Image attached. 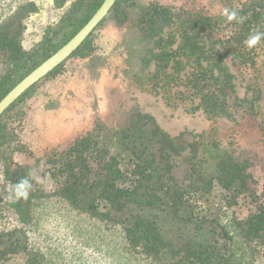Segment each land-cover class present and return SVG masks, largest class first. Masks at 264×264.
<instances>
[{"label":"trees","instance_id":"trees-1","mask_svg":"<svg viewBox=\"0 0 264 264\" xmlns=\"http://www.w3.org/2000/svg\"><path fill=\"white\" fill-rule=\"evenodd\" d=\"M190 1L116 0L65 61L0 115L6 188L0 221L12 223L0 227V264H98L95 252L103 264H264V0H217L220 15L209 12L205 0ZM1 2L0 100L103 0H52L58 10L69 5L29 50L22 36L38 5L25 0L6 9ZM225 9L237 18L229 21ZM106 21L117 33L112 52L102 57L95 40ZM258 33L261 39L249 47V37ZM226 57L243 82L241 95ZM72 64H88L93 76L105 70L113 80L127 76L164 99L196 98L206 117L232 126L221 140L190 132L172 136L153 115L131 109L51 134L46 123L35 126L28 101L40 90L47 110L62 106L61 96L50 93L78 75L68 69ZM84 74L79 77L87 82ZM45 202L59 203L68 232L36 241L31 231Z\"/></svg>","mask_w":264,"mask_h":264},{"label":"rangeland","instance_id":"rangeland-1","mask_svg":"<svg viewBox=\"0 0 264 264\" xmlns=\"http://www.w3.org/2000/svg\"><path fill=\"white\" fill-rule=\"evenodd\" d=\"M1 4L6 9L15 7L25 0H1ZM39 9L26 20L25 30L22 36V45L25 49H32L40 40L41 35L47 25L54 24L58 21L64 10L55 9L52 6V0H33ZM193 0L190 1V3ZM204 2V0H203ZM205 8L209 12L221 14L222 5L217 0H205ZM116 28L108 21L104 22L97 31L96 50L95 53L106 57L112 52L114 34ZM226 62L231 65V70L236 76L237 94L241 95L244 91V85L236 74V70L232 66V61L226 57ZM86 65H74L69 70L73 71L68 81L58 83L56 87H52L51 93L62 100L63 105L57 110L49 109L56 117H70L69 120L59 121L58 118H49L47 115L48 104L43 98L41 91H36V97L30 99L28 109L33 113L32 120L36 121L35 126L41 127L47 125L51 134L58 133V130L72 131L76 124L81 126L89 123L94 116H102L105 121L110 120L118 111H129L131 109H139L144 113L153 115L158 124L172 136L181 132H190L191 134L200 135L201 137H217L220 140L224 138V134L232 126L228 119L219 117L209 119L198 105V99L183 95H173L170 99H164L160 93L148 90L146 86H138L131 79L125 77L124 81H117L110 78L107 70L100 76H93V73ZM260 70L264 73V64L260 66ZM85 71L84 76H88L87 82H83V77L79 74ZM261 73V89L262 98L260 101V109L264 115V74ZM85 79V80H86ZM259 80V81H260ZM49 87V84L47 85ZM47 88V87H46ZM67 92V96L66 93ZM66 98V100H65ZM53 114V113H52ZM52 116V115H51ZM27 122V120L25 121ZM49 122V123H48ZM61 131V132H62ZM186 138L190 139V135L186 134ZM54 144V143H53ZM6 194V188L0 179V195ZM59 203L45 202L36 210V225L31 234L34 239L39 241L47 234L52 236H60L64 232H68L63 225L62 211L59 209ZM72 217H69L71 220ZM59 224V225H58ZM12 223L1 220L0 227L10 228ZM88 235L96 239V234L89 229H85ZM41 236V237H40ZM48 239V236H46ZM104 239V238H102ZM109 244L114 245L116 242V233L109 235ZM96 243V241L91 242ZM95 259L98 264H103L105 258L98 257ZM93 254V252H92ZM93 262V263H95ZM135 264V263H133Z\"/></svg>","mask_w":264,"mask_h":264},{"label":"water","instance_id":"water-1","mask_svg":"<svg viewBox=\"0 0 264 264\" xmlns=\"http://www.w3.org/2000/svg\"><path fill=\"white\" fill-rule=\"evenodd\" d=\"M115 2L116 0H103L91 18L65 44L13 86L0 100V115L26 90L65 61L108 15Z\"/></svg>","mask_w":264,"mask_h":264},{"label":"clouds","instance_id":"clouds-1","mask_svg":"<svg viewBox=\"0 0 264 264\" xmlns=\"http://www.w3.org/2000/svg\"><path fill=\"white\" fill-rule=\"evenodd\" d=\"M224 14L227 16L229 21L237 18V13L235 11H229V10L225 9ZM260 39H261V34L258 33L256 35H252L249 37L247 44L249 47H252V46L256 45ZM22 195L26 196L27 191H24L22 193Z\"/></svg>","mask_w":264,"mask_h":264}]
</instances>
